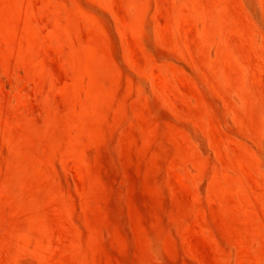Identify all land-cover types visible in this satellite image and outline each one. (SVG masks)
Returning a JSON list of instances; mask_svg holds the SVG:
<instances>
[{"label":"rangeland","instance_id":"rangeland-1","mask_svg":"<svg viewBox=\"0 0 264 264\" xmlns=\"http://www.w3.org/2000/svg\"><path fill=\"white\" fill-rule=\"evenodd\" d=\"M0 264H264V0H0Z\"/></svg>","mask_w":264,"mask_h":264}]
</instances>
